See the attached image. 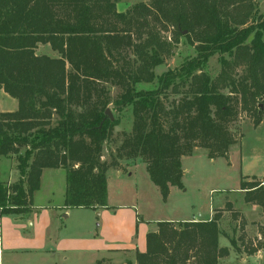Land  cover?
<instances>
[{
  "label": "trees",
  "instance_id": "obj_1",
  "mask_svg": "<svg viewBox=\"0 0 264 264\" xmlns=\"http://www.w3.org/2000/svg\"><path fill=\"white\" fill-rule=\"evenodd\" d=\"M256 6L152 0L119 12L117 0H0V89L18 101L17 111L0 113V160L16 157L19 172L15 183L0 182V219L33 220L45 169L65 171V208H110L107 174L119 163L102 158L120 124L106 114L110 105L133 114L118 157L144 162L164 200L184 188V156L201 148L211 160L228 158L239 111L262 122L264 14ZM182 37L197 56L158 76ZM39 46L57 56L38 55ZM216 54L221 71L212 78L204 65ZM114 87L121 94L112 100ZM245 180V202L264 208V179ZM220 220L215 211L209 221L157 223L135 264H219L228 255Z\"/></svg>",
  "mask_w": 264,
  "mask_h": 264
},
{
  "label": "rangeland",
  "instance_id": "obj_2",
  "mask_svg": "<svg viewBox=\"0 0 264 264\" xmlns=\"http://www.w3.org/2000/svg\"><path fill=\"white\" fill-rule=\"evenodd\" d=\"M151 1L117 0V10L125 12L134 5L149 4ZM256 3L257 13L264 14V0H256ZM166 37L169 39L171 34H166ZM37 54L57 56L47 46H39ZM196 56L195 47L182 37L173 47L172 54L155 72L159 76L169 70L176 71ZM221 58V54H216L204 65L205 72L212 78L221 71ZM241 72L242 68L238 69L237 74ZM156 88L157 82L139 86L142 90ZM110 94L111 99L115 100L121 90L111 88ZM257 109L262 110L261 124H256L258 119L254 113L245 110H240L239 116L231 123L230 130L236 137L237 144L230 148L228 158L211 160L207 151L201 148L196 149L191 156H184V188L173 187L170 196L164 200L159 188L151 181L144 162L118 157L119 147L125 136L132 131L133 114L131 108L119 111L110 105L113 118L120 120L104 145L102 158L108 163H119V167L109 170L107 174L110 208L97 212L65 208L66 173L61 169L46 170L42 174L41 187L34 195L35 223L45 207L58 208L53 227L58 234L66 239L92 236L94 249L104 247L107 250L96 256L62 253L56 258L58 264H96V260L107 257L109 250H118V253L109 254L107 262L128 264L131 261L135 264V252H142L140 250L145 248L147 234L151 227H155V223L193 219L207 221L213 204L221 215L220 228L223 234L219 244L228 250V255L220 259L219 264H264V248L258 250V247L264 246V208L248 205L244 200L245 194L238 192L244 174H254L259 179H264V98L260 100ZM15 174L19 178L16 157L8 161L2 160L0 182L8 183ZM253 179L255 178H247V181L252 182ZM135 214L141 221H132ZM29 229L31 228L27 227L26 232ZM8 232L3 225L1 237ZM17 232L28 242L29 238L23 232ZM12 238H15L14 234ZM125 250L129 252H123ZM11 258L0 243V264H11ZM21 264H27L25 256Z\"/></svg>",
  "mask_w": 264,
  "mask_h": 264
},
{
  "label": "crops",
  "instance_id": "obj_3",
  "mask_svg": "<svg viewBox=\"0 0 264 264\" xmlns=\"http://www.w3.org/2000/svg\"><path fill=\"white\" fill-rule=\"evenodd\" d=\"M3 102L4 104H2ZM17 109H18V101L10 97L2 89H0V113L15 112L17 111ZM11 159L12 158L1 159L0 165L2 160L8 161ZM46 170L48 169H45L43 173ZM17 177L18 176L15 174L13 179L8 180L9 181L8 183L12 184L13 182H16L18 179ZM251 177L255 179L258 178L257 180L262 181V179H259V177L254 174H244L241 177V179L245 178L246 179L245 181H247V178H251ZM238 192L243 193L242 191H240V187L238 188ZM109 201L110 198L108 191V204ZM57 209L58 208L52 209L50 207H45L44 212L42 213L41 217L36 223L34 222L36 220L35 216L33 217V220L29 222L14 221L13 219L11 220L10 217H3L0 219V233L3 231V225L5 226V230L9 231L7 235L4 237L3 236L1 237L0 235L1 247L4 248L5 253H7L9 256H12L11 260L9 259V263L21 264V260L23 256H25V259L27 260V264H58V260H56V258L60 257L62 253H70V254L74 253V254H80V256H86L87 254H92V256L93 255L96 256L99 255L100 252L102 253L104 251H107L106 248L104 247H100L99 250L94 249L92 245L94 241L91 240L93 238L92 236H82L74 239H66L60 234H58L57 231L53 228L55 222L54 215ZM210 211L211 212H210L209 220L213 218L216 211V209H214V204L211 207ZM134 220L141 221L139 220L137 214L133 215L132 221ZM192 221L198 222L201 220L193 219L188 221H170V222L177 223V222H192ZM27 227L31 228L28 230V232H26ZM17 230L19 232H23V234H25V236L29 238L28 242L24 241L25 239L22 237L20 233L17 232ZM13 234L15 235V238H12ZM85 243H87V245H85ZM117 251L118 250H109L108 255L118 253ZM140 251H142L141 253L146 252V245L145 248ZM123 252H129V251L125 250ZM108 255L107 257H102L96 260V262L102 259L108 260L109 259ZM64 258L68 260L66 256Z\"/></svg>",
  "mask_w": 264,
  "mask_h": 264
},
{
  "label": "water",
  "instance_id": "obj_4",
  "mask_svg": "<svg viewBox=\"0 0 264 264\" xmlns=\"http://www.w3.org/2000/svg\"><path fill=\"white\" fill-rule=\"evenodd\" d=\"M106 114L110 117L111 120H114V118L112 116V113H111V111L109 109L106 111ZM152 231L156 232L157 231V227L152 228Z\"/></svg>",
  "mask_w": 264,
  "mask_h": 264
}]
</instances>
